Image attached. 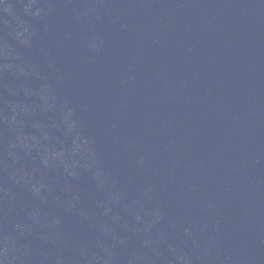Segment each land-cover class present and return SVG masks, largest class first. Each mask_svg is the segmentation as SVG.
Segmentation results:
<instances>
[{
    "label": "water",
    "instance_id": "water-1",
    "mask_svg": "<svg viewBox=\"0 0 264 264\" xmlns=\"http://www.w3.org/2000/svg\"><path fill=\"white\" fill-rule=\"evenodd\" d=\"M0 264H264V0H0Z\"/></svg>",
    "mask_w": 264,
    "mask_h": 264
}]
</instances>
